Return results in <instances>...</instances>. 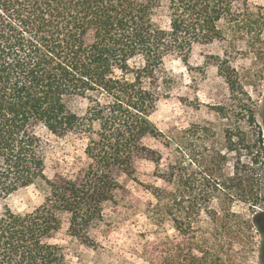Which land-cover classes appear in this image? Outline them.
I'll list each match as a JSON object with an SVG mask.
<instances>
[{
  "label": "trees",
  "instance_id": "obj_1",
  "mask_svg": "<svg viewBox=\"0 0 264 264\" xmlns=\"http://www.w3.org/2000/svg\"><path fill=\"white\" fill-rule=\"evenodd\" d=\"M234 8L235 0H0V200L31 185L46 192L31 211L0 214V264H70L56 242L65 218L71 236L114 254L89 229L107 206L131 198L122 178L141 183L142 160L161 180L141 210L156 227L140 234L157 235L142 245L148 263L173 264L170 221L191 264H224L242 236L264 235L263 212L233 222L241 215L231 200L241 194L223 173L225 155L191 152L190 128L164 132L151 119L176 83L167 60L188 64L196 44L225 38L223 24L248 33ZM53 135L85 141L75 174L47 176Z\"/></svg>",
  "mask_w": 264,
  "mask_h": 264
},
{
  "label": "rangeland",
  "instance_id": "obj_2",
  "mask_svg": "<svg viewBox=\"0 0 264 264\" xmlns=\"http://www.w3.org/2000/svg\"><path fill=\"white\" fill-rule=\"evenodd\" d=\"M234 12L240 27L245 20L249 21L248 33L240 31L234 35V29L223 24L225 38L196 44L188 64L177 59L167 60L165 68L175 74L176 83L170 96L160 101L151 119L164 132L174 125L190 128L191 152L209 153L216 148L225 155L223 173L225 177H235L234 184L241 194L231 200L233 210L241 215L233 222L240 223L251 220L254 211L264 213V0H235ZM204 126L212 131L203 130ZM51 140L47 176L75 174L85 161V141L54 135ZM146 142L162 149L161 143L153 138H147ZM137 169L141 183L122 178L132 192L131 198L119 205L107 206L105 220L89 229L91 238L114 254L87 247L71 236L68 218H65L56 242L66 247L70 264H150L141 254L142 245L148 239L155 240L157 235L140 234L156 227L141 210L154 202L147 187L160 185L161 180L154 175L155 164L151 161L138 162ZM45 193L43 188L34 185L21 189L0 200V214L5 207L22 213L31 211L43 202ZM175 225L173 221L166 223L173 235V264H191L180 259L179 244L183 235ZM263 241L264 235L253 229V237L242 236L240 242L224 251L223 263L264 264ZM195 253L202 255L199 251Z\"/></svg>",
  "mask_w": 264,
  "mask_h": 264
}]
</instances>
